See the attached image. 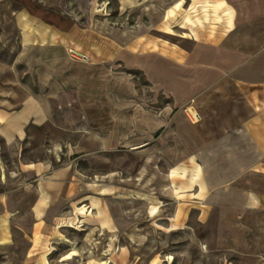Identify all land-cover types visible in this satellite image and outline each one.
I'll use <instances>...</instances> for the list:
<instances>
[{"label": "rangeland", "instance_id": "rangeland-1", "mask_svg": "<svg viewBox=\"0 0 264 264\" xmlns=\"http://www.w3.org/2000/svg\"><path fill=\"white\" fill-rule=\"evenodd\" d=\"M31 1L65 16L62 25L72 20L89 33L108 36L114 29L135 30L139 24L144 26L151 22L161 24L160 30L165 34H172L176 26V36L190 31L197 40L215 42L233 30V20L235 30L229 38L238 37L251 43L259 34L264 36V0H181L175 4L174 0ZM19 10V5L12 0H0V60L9 65L22 82L30 84L36 81L37 66L32 64L38 55L19 44ZM47 29L45 27L44 32ZM185 34L183 36L187 37ZM58 35L52 32L51 40H56ZM149 35L158 36L154 32ZM149 42L152 49L157 48ZM246 51L243 58L230 64L223 84L212 82L210 88L178 109L167 95L155 90L142 72L114 64L102 66L101 87L94 88L91 82H86L84 92L86 115L92 118L97 110L95 104L99 103V118H93L102 126L97 129V123L92 122L85 130L86 136L100 130L102 137L116 136L115 145L101 146L100 164L67 155L70 149H66L65 142L67 138L72 140L66 136H62L63 144L45 145L37 150H30L25 144L12 149L0 139V264H239L233 253L208 254L205 250L203 227L198 220L204 218L206 209L195 202L202 198L194 191L205 183L204 163L196 160L195 154H190L189 160H171L180 153L179 145L171 144V136L165 144H156L159 135L172 131L176 114L186 127L193 126L205 136L209 135L204 126L220 124L225 117V121L230 122L229 128L206 129L210 136L214 133L217 137L231 130L238 116L252 115L248 98L252 105L253 96L264 104V85H261L264 84V57H259L257 48ZM69 57L83 59L71 51ZM33 86L36 88V84ZM255 105L259 106L258 101ZM163 108L168 109L163 112ZM189 108L195 109L201 117L198 123H190ZM216 110L222 112L217 115ZM256 114L264 115V111ZM147 115L164 120L165 126L142 129L138 124ZM5 117L6 114L0 112V121ZM142 136H149V148H141L144 146ZM132 139L137 143H130ZM86 149H90L88 145ZM17 151L23 161L45 159L51 169L73 163L88 176L86 180H110L113 195L103 197L92 188H70L68 194L77 196L65 200L67 188L58 190L57 196L50 198V204H55L53 213L57 212L60 217L55 224L60 222L61 228H56L55 224L52 227L37 225L30 245L24 235L30 230L29 206L35 199V188L29 186L35 184V178L19 171L13 155ZM175 166L173 177L171 168ZM97 168L94 178L92 173ZM167 174L171 184L175 180L176 188L170 187ZM84 194L87 196L78 199ZM105 201L109 203L113 220ZM98 207L110 220L109 226L99 228L114 233L99 232L92 226L101 223Z\"/></svg>", "mask_w": 264, "mask_h": 264}, {"label": "crops", "instance_id": "crops-1", "mask_svg": "<svg viewBox=\"0 0 264 264\" xmlns=\"http://www.w3.org/2000/svg\"><path fill=\"white\" fill-rule=\"evenodd\" d=\"M12 1L20 7L17 19L19 44L24 50L38 55L32 64L37 66L36 81L32 84L22 82L12 68L0 60V112L6 114L4 120L0 121V139L12 149L23 144L28 145L30 150L45 145H59L64 142L62 136H66L72 140L66 139V149H70L67 155H77L81 161L92 159L95 164H100L101 146L115 145L116 136L102 137L101 130L93 136H86L85 130L90 128L92 122L97 123V129H102V126L101 122L94 120L95 117L99 118L101 112L99 103L95 104L97 110H92L95 113L91 115L92 118L86 115L84 92L86 82H91L94 88L101 87L102 66L114 64L142 72L155 90L167 95L173 107L178 109L193 96L210 88L212 82L223 84L230 64L243 58L247 49L257 48L259 57H264V36L261 34L251 43L238 37L229 38L235 30L234 20L233 30L215 42L197 40L190 31L183 33L187 37L176 36V26L172 28V34H165L160 30L161 24L151 22L144 26L139 24L135 30L114 29L108 36L89 33L72 20L67 30H60L30 15L21 4ZM180 1L174 0V4ZM38 6L65 17L54 10ZM45 27H48L46 32ZM54 31L59 35L56 40H51ZM152 32L158 36L149 35ZM148 41L157 48L152 49ZM70 51L85 60L71 59ZM35 84L36 88L33 86ZM211 98L214 99L213 96ZM257 101L259 106L255 105ZM247 103L252 108V115L238 116L236 125L217 137L214 133L210 136L206 129L229 128L230 122L228 119L226 122L225 117L220 120V124L215 122L208 127L204 126L209 137L199 134L193 126L186 127L179 120L181 116L176 114L174 128L170 133L159 135L156 145L165 144L171 136V144L179 145L180 149L178 156L173 155L171 160H189L190 154H195L196 160L204 163L205 173L202 175L205 183L202 188L194 190L202 199L193 200L206 209L204 218L198 220L203 227L202 240L206 252L233 253L239 264H264V115L256 114L264 111V104L254 96L253 105L249 98ZM95 105L91 108L94 109ZM192 108L187 109V112L193 113ZM167 109L163 108L162 111ZM110 111L114 112V108ZM217 112L221 113L222 110H216L218 115ZM142 118L143 121L138 124L142 129H161L165 126L164 120H157L151 115ZM182 129L185 131L182 132ZM144 136L141 138L144 145L141 148H149V136ZM130 143L137 142L132 139ZM86 145L90 149L85 150ZM13 155L19 171L35 178V184L29 186L35 188V199L29 206L30 230L28 235H24L30 245L37 225L52 227L60 219L57 212L53 213L55 204H50V198L56 197L58 190L67 188L65 200L77 196L68 194L70 188H92L94 193L103 197L113 195L110 180H86L88 176L73 163L51 169L45 159L26 162L20 152H14ZM175 168H171L173 177L176 175ZM95 170L98 168L92 173L94 178L97 177ZM103 176L107 177L105 174ZM167 178L170 182V175L167 174ZM170 187L176 188L175 180L173 184L170 182ZM105 202L113 220L109 203ZM98 210L102 214L101 223L92 226L99 232L114 233L100 229L109 226L110 220L105 211L98 207L97 213ZM59 223L55 224L58 229L61 228Z\"/></svg>", "mask_w": 264, "mask_h": 264}, {"label": "trees", "instance_id": "trees-1", "mask_svg": "<svg viewBox=\"0 0 264 264\" xmlns=\"http://www.w3.org/2000/svg\"><path fill=\"white\" fill-rule=\"evenodd\" d=\"M19 4H21L28 12L30 15L37 17L41 19L43 22L54 25L56 28L60 30H67L70 26V22H65V24H60L64 23V20L62 17L53 14L47 10H43L40 8L37 4L33 3L31 0H15Z\"/></svg>", "mask_w": 264, "mask_h": 264}, {"label": "built area", "instance_id": "built-area-1", "mask_svg": "<svg viewBox=\"0 0 264 264\" xmlns=\"http://www.w3.org/2000/svg\"><path fill=\"white\" fill-rule=\"evenodd\" d=\"M188 118H189L190 122L193 124H196L201 120V117L199 116V114L195 110H193V113L188 114Z\"/></svg>", "mask_w": 264, "mask_h": 264}, {"label": "bare ground", "instance_id": "bare-ground-1", "mask_svg": "<svg viewBox=\"0 0 264 264\" xmlns=\"http://www.w3.org/2000/svg\"><path fill=\"white\" fill-rule=\"evenodd\" d=\"M69 53V52H68ZM84 59V58H83ZM85 60V59H84Z\"/></svg>", "mask_w": 264, "mask_h": 264}]
</instances>
